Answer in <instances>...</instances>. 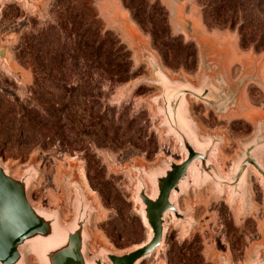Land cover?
<instances>
[{
    "label": "rangeland",
    "instance_id": "1",
    "mask_svg": "<svg viewBox=\"0 0 264 264\" xmlns=\"http://www.w3.org/2000/svg\"><path fill=\"white\" fill-rule=\"evenodd\" d=\"M144 1L157 3L156 18L160 6L167 12L170 50L156 48L123 0H0V161L15 176L31 162L39 167L30 200L60 207L63 221L72 214V184L82 183L97 208L90 251L100 244L121 253L147 239L136 199L138 177L151 191L147 173L169 156L182 157L162 125L156 99L161 88L149 82L154 76L146 55L152 53L171 78L199 83L196 19L205 32L228 36L237 51L264 54V0H238L227 13L223 0ZM76 29L110 50L114 63L127 65L126 78L83 57ZM242 37L252 41L242 46ZM196 38L203 43L200 34ZM227 59L228 52L225 65ZM246 95L253 105L264 103L259 85L249 84ZM190 110L205 130H227L230 139L218 163L225 172L223 161L230 165L251 126L218 117L197 100L190 99ZM251 183V215H242L227 195H214L212 187L192 188L179 200L189 222L168 215L161 247L138 264H221L223 254L229 264H244L264 239V187L256 175Z\"/></svg>",
    "mask_w": 264,
    "mask_h": 264
},
{
    "label": "water",
    "instance_id": "2",
    "mask_svg": "<svg viewBox=\"0 0 264 264\" xmlns=\"http://www.w3.org/2000/svg\"><path fill=\"white\" fill-rule=\"evenodd\" d=\"M197 33H193L201 52V79L197 84L171 78L152 53L146 55L154 76L149 82L161 88L156 99L161 100L162 125L167 128L166 135L176 139L182 155L179 160L167 157L147 173L151 191L138 177L136 199L148 229L147 239L121 253L100 244L90 251L89 227L97 208L82 183H71L72 214L63 221L60 207L37 206L30 200L29 191L41 174L39 167L31 162L15 176L12 168L0 161V264H32L31 259L34 264H138L161 247L168 215L189 222L187 211L179 209V200L188 197L192 188L200 191L212 187L214 195L227 194L232 204L239 198L242 215L251 214L250 170L254 169L264 183V121L257 123L255 138L241 145L231 169L222 174L216 162H220L219 150L227 136L223 131L202 128L191 114L190 99L212 108L220 117L235 114L241 108L239 98L244 84L250 80L260 83L258 70L264 54L256 57L238 83L232 85L224 74L227 52L201 34L204 40L200 42ZM252 249L244 264H264V239ZM221 264H229L224 254Z\"/></svg>",
    "mask_w": 264,
    "mask_h": 264
},
{
    "label": "crops",
    "instance_id": "3",
    "mask_svg": "<svg viewBox=\"0 0 264 264\" xmlns=\"http://www.w3.org/2000/svg\"><path fill=\"white\" fill-rule=\"evenodd\" d=\"M193 26H194L193 27L194 28V30H193L194 32H197L196 30H198V32L201 35H203L204 37L212 40V42L217 43V46L221 50H223L224 52H228V59L226 60L227 61L226 65H224V74H225V78H226L227 82L232 84V85L238 83V81L240 80V78L242 77V75L245 72V68L248 67L256 57L261 55V54H254V53H252L250 51L249 52H243V51L239 52V51H237L235 46H234L235 42L234 41L232 42L228 38V36L222 37V38H217L214 35H212L211 33L205 32L202 29V26H201L200 21L198 19L195 20ZM258 78H259L260 83L250 80V81H247L244 84L243 88H241V90H240V98H239V102H240V105H241L240 110L238 112H236L235 114L229 116V117H223V118H225V120H228V121L231 120L230 122H233L234 120H237V119H243L244 122L248 123L251 126V129H250V133L246 137L242 138L236 144V150L233 151V153H232L231 160H230V165L226 167V164L223 161V164H224L223 168L225 169L224 170L225 172H222L219 169V167H218V163L219 162H216V166H217V168L220 170V172L222 174H225L228 170L231 169V166H232L231 164H232L233 159L241 151V145L243 143H249L255 138V136L257 134V126H256L257 123L260 122V121H264V103L262 105H253L249 101V98L246 95L247 87H248L249 84H256V85L261 86L264 89V59L262 60L261 66H260V68L258 70ZM211 110H213V109L211 108ZM213 112H214V114L216 116L220 117L219 115H217L215 113L214 110H213ZM229 126L231 128L230 123H229ZM214 131H217V132L223 131V132H225V134L227 136L226 144L224 146H221L220 150H219L220 156H221L222 149L227 145V143H228V141L230 139L229 138V134H228L226 129H217V130H214ZM211 132H213V131H211ZM261 159H262V161L264 163V153L262 154ZM220 160H222V159H220ZM252 175H256L258 177V179H259L260 185H262L264 187V183H263L262 178L260 177V175L254 169H251L250 172H249V176H248L249 194H250V197H251V214H252L253 208L255 206L254 196H253L252 190H251V185H252L251 178H252ZM236 204H239L240 212H242L241 211V209H242L241 208V202H240L239 198H237L234 201V205H236ZM251 214H248V215H251Z\"/></svg>",
    "mask_w": 264,
    "mask_h": 264
},
{
    "label": "trees",
    "instance_id": "4",
    "mask_svg": "<svg viewBox=\"0 0 264 264\" xmlns=\"http://www.w3.org/2000/svg\"><path fill=\"white\" fill-rule=\"evenodd\" d=\"M224 7L221 8L222 13L225 11L227 13L229 10L238 4V0H223ZM124 5L127 9H129L131 17L133 20L142 28H147L149 34L152 38V41L156 48L170 50L171 47L169 46L168 41L172 37L169 28L168 22V15L165 9L160 6L163 13L159 14V17H155V8L157 7L156 2H148L146 3L144 0H123ZM159 8V9H160ZM91 12V16H92ZM71 20H75L74 17H71ZM227 22V21H226ZM229 26H233L234 21H229ZM147 25L149 27H147ZM76 47L81 52L83 57L87 58L88 60H92L97 63L98 66L106 69L110 73H121L120 78H126V76L122 77V74H126L128 70V66L125 65V68H122L119 64L114 63L113 61V54L110 50H103L100 44L95 45V38L89 40L90 38L84 39V37L80 34V32L76 29ZM263 34L260 35V38ZM245 41V42H243ZM249 40L248 38L241 39L242 46H245V43ZM89 42V43H88ZM160 50V49H159ZM174 50V48H173ZM175 51V50H174ZM142 227V226H141ZM142 230V228H141ZM140 234L135 240L140 239Z\"/></svg>",
    "mask_w": 264,
    "mask_h": 264
}]
</instances>
